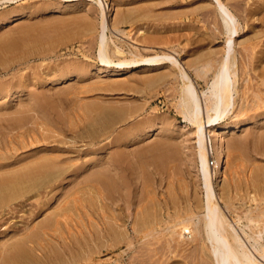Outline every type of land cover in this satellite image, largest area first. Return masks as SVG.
<instances>
[{
	"label": "rangeland",
	"instance_id": "374dc122",
	"mask_svg": "<svg viewBox=\"0 0 264 264\" xmlns=\"http://www.w3.org/2000/svg\"><path fill=\"white\" fill-rule=\"evenodd\" d=\"M102 1L103 17L107 21L109 27L107 31L109 33H106L110 46L109 50L110 48H113L114 45L120 47L123 51L125 50L123 55L115 56L116 54L109 53V57L112 60V63L109 65L101 63L98 57L97 46L100 36L99 24H101L102 11L100 12L97 5H94L87 0H14L11 3L7 2L0 4V86L4 87L9 85L10 87L15 86L17 88L19 86L21 89L18 94H12V89V92H9L8 97H4L5 99L0 97V148L3 152H5L6 145L8 144L7 135L8 132H10L6 126L9 122L12 124L10 119H13L16 114L18 115L19 111H22L21 113L23 116L26 115L25 117L30 114H34L36 117L38 116V120L41 119L40 121L43 123L41 129L44 132L47 131V134L42 130L40 132V129H36L35 133L38 134L39 132L38 136L36 134H32L34 136H30L31 133L29 136H27L28 134L25 135L24 141L26 140V143L23 142L24 144L21 143L22 139L20 140L19 138H16L13 140V144H8L9 149L13 152V156L11 159H7L9 161L11 160L10 162L13 161V163H15V161H18L17 163H19L27 159V156L30 158V155H40V153L42 154L47 150L50 151L54 147L59 151V153L64 152L65 155L63 158H68L69 163L71 165L74 164V170H77H75V175H73L74 177L71 178V176H68L70 178L67 179V177L66 181L64 179V181H59V183L61 182L60 184L57 183L60 186V190L58 189L56 192L57 195L48 194L46 193L48 190L42 189V191L40 189L39 193L34 196L27 195L28 197L22 198L23 201L22 199H19L10 205L9 203L8 205H0V252L5 250V244L11 245V243H14L20 234L24 232L25 228L26 231L30 226L44 220L45 218L51 217L53 215V207L61 203L60 200L66 197L65 193L66 195L71 194L77 189L79 183L82 185V183L86 180L99 174L106 175L108 173L106 176L116 182L115 186L118 187V189L115 193H113V195H115L114 197L118 195L117 192L121 193L123 191L122 189L120 192L121 181L119 179H122V182H126L127 185L129 184L128 187L130 186V188H128L126 190L127 192H125V194L129 197L127 199V196L123 197L124 200L123 198H121L122 200L117 198L114 204H112L114 210L117 207H120L118 205H121L123 213L127 210L126 200L135 202L136 199H138L141 189L140 187H142L143 181L148 180L149 183L151 182V189L154 188L152 191H154V193H158L154 194L155 198H168L170 196V191L172 194L174 193L173 190L176 188V192L179 197H181V195L184 197L185 194L190 198L192 196L191 202H193L194 205H197V199H195V197H200L198 196L200 195V191H197L198 182H196L197 169L193 142L194 128H192L193 126L189 124L180 113H178V109L175 107L178 80L169 76L168 78H165V80L169 82H166L165 80V82L163 80H155V82L152 83L150 82L154 81L152 79L158 77L160 74H169L172 71V69H170L172 67L171 63L164 62L163 64L162 62V65L153 66L150 63L139 62L121 67L117 66L116 63L123 59L139 60V58H147V56L149 57L150 55L152 56L155 54H170L183 64L184 67H188L189 75L195 83L198 92H200L201 90L206 89V84L211 78L212 73L207 67H217L223 53L225 34L223 28L221 27V21L218 20L219 17L216 15L214 6L210 0ZM225 2L237 15L240 20L239 23L242 27V35L236 38V44L238 45V43L243 42V40L246 39L244 44L248 46V49L244 51L242 47L240 48V46L237 47L236 45V50L238 52V67H240L239 84L237 83L239 95H234V109L236 110V113H229L226 117L227 119H225L222 125L226 123L233 125V122L234 124H236V122H238V124H242L241 122L244 121L247 123L246 125L241 126L240 129H237L235 133H230L225 136L224 145L226 153L224 161L226 165H224L223 169L224 174L223 178H221L222 182L221 184L218 183L221 186L217 185L216 190L221 197H224V199L228 198V196H232L230 197L234 203L232 208L230 207V211H227L226 208H224L227 213H229L228 215L230 217L235 214L244 217V214L248 209H253L251 214L257 213L258 211H264V181L255 177V175H257L256 173H260V170H264V104L261 103V101H254V103L252 101V89L256 93L264 96V85H261L264 75L262 77V74L260 73V69L264 68V0H225ZM66 6L67 8L65 9ZM19 13L23 16L18 20H14L10 23H3L6 19L12 18ZM123 14H128L130 16L128 19L122 21V18L120 19V17H122ZM144 15L145 17H143ZM1 20H3V22H1ZM86 24L91 25L92 28L87 31L84 30L86 29L84 28ZM114 26H117L122 33L117 32L114 29ZM89 32L90 34H88ZM127 32H129V35ZM23 41L26 44L23 43ZM30 41L31 43H29ZM6 43L8 45H13V47L7 48ZM110 51L112 52V49ZM139 54L141 56H139ZM110 55H112V58ZM68 66L69 68H67ZM71 67L72 72H70ZM78 67H81L82 69L79 70L80 68L78 69ZM199 67L204 68L200 70ZM250 67H254V69H250ZM64 70L68 71H65L66 73L64 74ZM58 71L61 74H59ZM54 73L59 76H56V74L54 75ZM61 77L63 79H61ZM66 77L67 80H65ZM243 78L246 79L243 80ZM142 89L145 92H143ZM245 92L248 94L246 93L244 99L243 94ZM239 99L241 101L243 100V103H240ZM201 100L203 104L204 102L202 97ZM245 101L248 102L246 109L247 112L244 111L243 113H239L238 110L240 105L242 106L245 104ZM262 104L263 106L261 107ZM101 106L106 109L108 108L110 113H113V115L119 114L116 115L117 117H113L114 121L113 119L111 121H107L108 125L105 121V124H103L102 120L99 121V119H102V115L99 112V109L102 108ZM138 108H140V111ZM27 110H29V112H26ZM123 110H126L127 113L126 111L123 112ZM32 111L35 112L32 113ZM130 111L135 112V114ZM136 111L139 113L137 114ZM125 113L127 120L126 118L123 120ZM128 113L131 115H128ZM261 113H263V115ZM121 114H124V116L122 117ZM2 115L4 116L2 117ZM130 116L133 118L136 117L137 119H133ZM142 118L145 119L140 122V119ZM94 119H96V121ZM132 119L134 122L136 121L135 126L134 122L131 121ZM129 122L133 125L130 126ZM137 122H140L139 124L143 126L141 127L140 125L138 128ZM145 123L146 125L144 127ZM149 124H151V126H149ZM89 127L92 129V132ZM131 127L134 129L131 130ZM135 128H138L140 131ZM145 128H152V132L149 136L143 138L141 141L135 139L132 141L133 144L130 142L131 144L124 147L122 141L128 138L130 133L133 132L134 134H140L145 131ZM161 129L162 131L157 132ZM126 130L128 131L126 132ZM77 131L79 133H77ZM123 131L127 134V137L125 134H121ZM15 132L16 131H14L13 134ZM81 133H83V135H81ZM36 136L37 141L34 143ZM41 137L43 141L41 140ZM62 138L64 142L72 140L73 145H70L69 143L68 145H58V143L63 142ZM113 138L116 139L117 142ZM30 139H34V141H31L28 145ZM55 146H59L60 148L62 147V150L60 148H56ZM12 154L8 153L4 156L10 157ZM14 155L16 157H14ZM115 156L118 158V162L116 159L114 162ZM21 157L22 159H20ZM17 158L19 160H17ZM93 158H95V160ZM107 158L109 159L107 160ZM125 159L129 160L127 161ZM4 162V159L0 160V165ZM113 162L117 163L114 165ZM6 163L9 162L6 161ZM80 166H82L81 169L79 168ZM0 173L2 174L3 172ZM88 175H90V177ZM171 180L174 181V183H171ZM169 182L171 186L167 184ZM71 189L73 191L70 192ZM232 191H234V193ZM255 192L257 196H259V199L257 198L254 202L249 200V198L252 194H255ZM122 193H124V191ZM259 194H261L262 197ZM78 195L81 199L86 197V195L84 196V192L81 190L76 193V196ZM163 195L165 196L163 197ZM71 198L72 196L69 197V199ZM133 198H135V200ZM242 198H244V201ZM121 202L122 204H119ZM258 203H261L259 204L260 206ZM222 206L224 207L223 203ZM84 216L85 215H83L82 219H84L83 222H85V224L77 226V228L82 231V234L77 232V228L75 227L76 223L71 221L68 222V227L64 225L61 226V230L58 232L60 234L55 233L51 240H49L50 242H48L47 245L45 244V251L42 250L41 252L42 262H44L43 264L51 263V261L54 260L57 261V256L55 257V254L53 255L52 251L55 252L56 255L60 253L64 259H66L69 255H75V253L79 254L81 246L83 247L89 245L87 243L89 240L84 238L88 237L87 230L89 228L88 218ZM129 221L130 219L127 222L128 226L130 225ZM85 226H87V229ZM252 229L256 230L255 228ZM14 234H16L14 236L15 238L12 236ZM55 239L57 242L54 241ZM4 242L6 243L3 244ZM78 242H80L81 245H78ZM262 243L264 244V241ZM130 253L133 254L129 256ZM140 256L141 253H139L138 250L128 251V253L125 252L122 255L123 258H117L118 260H115L116 258L113 256L110 264H128L130 260L140 259ZM157 256L154 258H158ZM54 257L56 259H54ZM104 257L105 252L100 255V259L104 260L106 257L108 258V255H106L105 258ZM181 259L182 258L178 257V261L180 262L179 264H195L196 261V264H211L209 259L200 256V253H192V255L188 258H185L184 260Z\"/></svg>",
	"mask_w": 264,
	"mask_h": 264
},
{
	"label": "bare ground",
	"instance_id": "6f19581e",
	"mask_svg": "<svg viewBox=\"0 0 264 264\" xmlns=\"http://www.w3.org/2000/svg\"><path fill=\"white\" fill-rule=\"evenodd\" d=\"M13 1L14 0H0V4L1 3L2 4L7 3V2L11 3ZM87 1L91 2L94 5H97L100 12L102 11V9H103V6H102L103 1L102 0H87ZM210 2H212L213 6H214L215 13L219 17V19L218 18L217 19L219 21H221L222 26L221 25L220 26L223 28V31L225 34V43H224V47H223V53H222V56L220 57V60L217 64V67H207V68H209V71H211L212 74H211V78H210L209 82L206 84L207 87L205 90H201L200 92H198V90L195 86V83L193 82V80L191 79V77L189 75L188 67H184L183 64H181L175 57H173L172 55L167 54V53H162L161 55L160 54L159 55L155 54L152 56L150 55L149 57L147 56V58L142 57V58H139V60L137 59L138 61L135 59L134 60L123 59V60H120L119 62L116 63V65L119 67L124 66V65L136 64L139 62L150 63L153 66L154 65L157 66L160 64L162 65V62H163V64H164V62L165 63L166 62L171 63L172 67L170 69H172V71L170 70L171 72L169 74H165V75L160 74L161 76L158 75V77L152 79L154 81H150V82L151 83L155 82V80H157V81L163 80L164 81L165 78H168L169 76L173 77V79L178 80V83H177L178 87L176 86L177 87V90H176L177 91V100H176V106L175 107H177L178 113H180L183 116V118L189 124H191L193 126L192 128H194V130H193L194 141L193 142H194V156H195L196 169H197V181L196 182H198L197 191L198 190L200 191V195L196 194L200 197H195V199H197V205H194L193 202H191L192 196L190 198L189 196H187L185 194L184 197H182L183 195H181V197H179L178 193L176 192V188H175V190H173V192L174 193L176 192V193L171 194V191H170V196L168 195L169 196L168 198H163V199L155 198L154 194H156L157 192L154 193V191H152L154 188L151 189V182L149 183L148 182L149 180H148V181H143L142 187H140L141 189H140L138 199H136L135 202H131L129 200H126V203H127L126 209L127 210L124 209L125 213H123L122 212L123 209H121V205H118L120 207L119 208L117 207L114 210L113 209L114 207L112 206V204H114V202L117 200V198L121 199V198L127 196L125 194V192H127L126 190L128 188H130V186L128 187L129 184L127 185L126 182H122V179H119L121 181L120 182V185H121L120 192L123 189L124 193H122L123 191L121 193L117 192L118 195L116 197H114L115 195H113V193H115V191L118 189V187L115 186L116 182L114 180H112L110 177L106 176L108 173L106 175L105 174H99V175L95 174L96 176L86 180L85 182H83L84 184L82 183V185H81V183H79V185L77 184L78 187L76 185H74L75 187H77V189L74 190L72 188L74 191L71 189L70 192L73 191L71 194L66 195V193H65L66 197H64V198L62 197L63 199L60 200L61 203H59V204L57 203L58 205L53 207V215L51 217L45 218L44 220L39 221L38 223H36L32 226H30L31 225L30 224L29 225L30 227L29 228L27 227L28 229L26 231H25V229H26L25 228L24 232H22V231H21L22 233L20 232L21 234L18 237V239L15 240L14 243H11V245H6L5 243L7 241L4 242L3 244H5L4 245L5 250L0 252V264H43L44 262H42V258H41L42 253L41 252H42V250L45 251L44 250L45 244L47 245V243L50 242L49 240H51L52 236L61 230V226L64 225V226L68 227L69 226L68 222H71V221L75 222L76 228L78 225L80 226L82 224H85V222H83L84 219H82L83 215H85L88 218L89 228L87 230L88 231L87 233H88L89 238L84 237V235H83V237L86 238V240L87 239L89 240V242L87 241V243L89 245L83 246V247L81 246V248L79 249L80 250L79 254L75 253V255H69V257L66 259H64V257L60 253H58L56 255V253L53 252L51 249L53 255L55 254V257L57 256V259L54 257V259H56L57 261L54 260L48 264H110L112 259H113V256H115V258H116L115 260H118L117 258H121L125 252L128 253V251L130 252V251H135V250H138V252L141 253L140 259L130 260L128 264H179L180 262L178 261V257L182 258L184 260L185 258H188L189 256H191L192 253H195V254L200 253V256H202L206 259H209L211 264H264V244L262 243L264 241L263 240V237H264V211H258L257 213L251 214V211L253 209L252 210L248 209L249 208L248 207L247 212L245 211L246 213L244 214V217L236 215V214L233 215L232 217H230L228 215L229 213H227V211H230V207L232 208V206L234 204L233 201L231 200L232 198H230L232 196L227 195L228 198L224 199V197H221V195H219L217 193V190H216L217 185H220L222 182L221 178H223V174H224L223 169H224V165H226L225 161H224L225 153H226L225 152V145H224L225 136L230 134V133H235L237 131V129H240L241 126L246 125L247 122L246 121H244V122L240 121L242 124H238V122H236V124H234V122H233V125L227 124V123L222 125L223 122L225 121V119H227L226 117L229 115V113H231V114L236 113V110L234 109V104H235L234 103V95L238 94L237 83L239 81V76H240L239 75L240 67H238V52L236 50V45H237L236 44L237 43L236 38H238V37H240V35H242L241 34L242 27H241V24L239 23L240 20L238 19L237 15L230 9V7L227 5L225 0H210ZM66 8H67V6L65 7V9ZM68 8H70V7H68ZM91 11H93V10H91ZM22 16L23 15L21 13H19V14H16L15 16H13L12 18L6 19L4 22H3V20H1V22L10 23L14 20L15 21L18 20ZM129 16L130 15H128V14H125V15L123 14L122 17H120V16L119 17H120V19L122 18L121 19L122 21H124V20L128 19ZM143 17H145V15ZM6 18H7V16H6ZM79 22H81V21H79ZM99 25H100V34H99L100 36H99V42H98V46H97L98 47V57H99V60L101 63H103L105 65H109L112 63V60L109 57V53L116 54L115 56L123 55L125 50L123 51L120 47H118L116 45H114L113 48H110V50L112 49V52L109 50L110 46L108 43V36L106 34V33H109V32H107L109 27H108L107 21L103 17V11L101 12V24H99ZM84 28H86L84 30L87 31V30H90L92 27H91V25L86 24ZM114 29L117 32L122 33L121 30L117 26H114ZM88 34H90V32ZM91 34H92V32H91ZM127 34L129 35V32H127ZM28 35H30V34H28ZM22 38H23V36H22ZM240 39H242V38H240ZM245 40H243V42L238 43V45H237V47L238 46H240V48L242 47V49H244V51L248 49V46H246L244 44L246 42ZM253 40H255V39H253ZM253 40H251V41H253ZM26 42H28V41H26ZM23 43H25V42L23 41ZM29 43H31V41ZM249 43H250V41H249ZM250 45H252V44H250ZM12 47H13V45L7 44V48H12ZM34 48H35V46H34ZM10 52H11V50H10ZM37 53H38V51H37ZM41 53H43V52H41ZM110 56L112 58V55H110ZM139 56H141V55L139 54ZM113 57H114V55H113ZM262 58H263V56H262ZM207 64H206V66H207ZM67 68H69V66ZM199 68H200V70H202V68H204V67H199ZM78 69L81 70L82 68L78 67ZM250 69H254V67H250ZM245 70H246V68H245ZM59 71H61V70H59ZM59 71H58V73H59ZM65 71L66 70L63 71L64 74L68 70L66 72ZM70 72H72V67H71ZM260 73L262 74V77H263L264 68L260 69ZM55 74L56 73H54V75ZM59 74H61V73H59ZM75 74H78V73H75ZM68 75H69V73H68ZM56 76H59V75L56 74ZM247 77H249V76H247ZM61 79H63V78L61 77ZM244 79H246V78H243V80ZM65 80H67V77ZM243 80H241V81H243ZM51 81H53V80H51ZM54 81H56V80H54ZM166 82H169V81H166ZM52 83H54V82H52ZM261 85H264V79L261 81ZM245 87H247V86H245ZM12 89H13L12 94H15V93L18 94V93H20V90H21L19 88V86H18V88L15 86L10 87L9 85L8 86L6 85L4 87L0 86V97L1 98L8 97L9 92ZM92 90H93V88H92ZM247 90H250V89H247ZM142 91H143V89H142ZM143 92H145V91H143ZM247 92H245L243 94V98L245 97ZM239 93H240V91H239ZM262 93H263V91H262ZM38 96H40V95H38ZM32 97H33V95H32ZM201 97L203 98L204 106L202 104ZM37 99H36V101H37ZM239 101L241 103L243 100L241 101L239 99ZM247 101H245L246 103L243 104L242 106L240 105V108L238 110L239 113H243L244 111H246L247 104H248ZM252 101H253V103H254V101L255 102L261 101V103L264 104V96H262L259 93H256L252 89ZM0 102H1V100H0ZM20 103H22V102H20ZM34 103L36 104L35 101H34ZM38 103H39V101H38ZM263 104L261 105V107L263 106ZM5 105H6V103H5ZM90 107H91V105H90ZM132 107H134V106H132ZM139 109L140 108H138V110ZM38 110H39V108H38ZM99 110H100L99 112L102 115L101 116L102 119H99V121L102 120L103 124H105L104 121L107 124L108 123L107 121H111L113 119V117H115L116 115H119V114L113 115V113H110V110H108V108L106 109V108L102 107ZM112 110H115V109H112ZM203 110L205 112V116H204ZM41 111H42V109H41ZM125 111L126 110H123V112H125ZM137 111H136V113H137ZM21 112L22 111H19L18 115L15 113L16 116L13 119H10L12 124L9 122L6 126V128H8L10 131V132H8V135H7L8 144H13V140H15L16 138H19L20 140L22 139L21 143H23V142L26 143V140L24 141L25 135L28 134L27 136H29V134L31 133L30 136H34L35 134L38 136L39 132L37 134V133H35V130L40 129V132L42 130L41 128L43 126V123H42V121H40L41 119L40 120L37 119L38 116L36 117L34 114H30L32 116L28 115L27 117H25L26 115L23 116ZM26 112H29V110H27ZM33 112H35V111H32V113ZM23 113H24V111H23ZM126 113H127V111H126ZM126 113H125V117L123 118V120L126 118ZM131 113L135 114V112H131ZM261 114L263 115V113H261ZM128 115H131V114L128 113ZM128 115H127V117H128ZM3 116L4 115H2V117ZM123 116H124V114L122 115V117ZM132 116H134V115H132ZM132 116H130V117H132ZM237 116H238V114H237ZM253 116H258V115H253ZM134 118H136V117H134ZM249 118H251V117H249ZM89 119H90V117H89ZM133 119L131 121H133ZM144 119L143 118L140 119V122H142L141 120H144ZM94 120L96 121V119H94ZM126 120H127V118H126ZM113 121H114V119H113ZM135 122H134V126H135ZM140 122H137L138 128L141 125V124H139ZM157 122H158V120H157ZM254 122H256V121H254ZM116 123H118V122H116ZM125 123H126V121H125ZM130 123L131 122H129L130 126L133 125L132 123L131 124ZM143 123H144V121H143ZM146 123L144 124V127H145ZM142 126L143 125H141V127ZM149 126H151V124H149ZM126 127H128V126H126ZM138 128H135V129H138ZM154 128H157V127H154ZM133 129L134 128L131 127V130H133ZM151 129L145 128V131L140 133V134H134L131 131L133 134L130 133L128 138L125 139V137H124L125 140L122 141L124 144V147L128 144H131L132 141L135 139L141 141L143 138L149 136L152 132ZM158 129H160V128H158ZM46 130H47V127H46ZM14 131H16V132L13 134ZM127 131L128 130H126V132ZM160 131H162V129L158 130L157 132H160ZM46 132H44V133H46ZM88 132H89V130H88ZM91 132H92V129H91ZM135 132H136V130H135ZM77 133H79V132L77 131ZM84 133L86 134L85 131H84ZM116 133H117V131H116ZM32 134H34V135H32ZM121 134H123V135L125 134L127 137V134L124 133V131ZM81 135H83V133H81ZM37 136L35 137V141H34V139L33 140L30 139V141L28 142V145L30 144L31 141L32 142L34 141V143H35L37 141ZM40 136H41V134H40ZM31 138H33V137H31ZM106 138H107V136H106ZM108 138H109V136H108ZM55 139H57V138H55ZM68 139H71V138H68ZM41 140L43 141L42 137H41ZM62 140H63V138H62ZM114 140L116 141V139H114ZM38 141H39V138H38ZM5 143H6V141H5ZM68 143L70 145L71 144L73 145L72 140H69V141L67 140L65 142L63 140V142L58 143V145L59 144L61 146L62 145H68ZM7 145L5 148V152H3V150H1V148H0V160H3V159L5 160V162L0 165V172H3L2 174L0 173V205H4V204L8 205V203L10 205L11 203H13L19 199L21 200L22 198H26L29 195L34 196L35 194L39 193L40 189L41 190L42 189L48 190V192H46L48 194H51V195L56 194L57 195L56 192L58 191V189L60 190V186L57 183H59V181H62V180L64 181V179L66 181V178L68 176H71V178H72V177H74L73 175H75L76 169L74 170V167H73L74 164L72 163L73 165H71L69 163L68 158H66V159H64L65 157L63 158V156L65 155L64 152L59 153V151L57 149H55L54 147H53L54 150L52 148V150H50V151L47 150L46 152H44L42 154L40 153V155H38V154L35 156L30 155L31 156L30 158H28L29 156L26 155L27 159H25L24 161H21L19 163H17L18 161H15V163H13V161L10 162L11 160L10 161L8 160V159L12 158L13 152H11V149H9V145L8 146ZM11 147H13V146H11ZM56 148H60V147L58 146ZM60 149L62 150V147ZM231 149H232V147H231ZM125 151H126V149H125ZM8 153L12 154V155H10V157H5L4 155H6ZM107 154L109 155L108 152H107ZM88 156H89V153H88ZM14 157H16V156L14 155ZM22 157L20 159H22ZM14 159H16V158H14ZM93 159L95 160V158H93ZM108 159L109 158H107V160ZM115 159L117 161L118 158L115 156L114 162H115ZM131 159H132V156H131ZM17 160H19V159L17 158ZM125 160L128 161L129 159H125ZM211 160H212V165L210 163ZM6 161L9 163H6ZM91 162H92V160H91ZM241 162H242V160H241ZM87 163H89V162H87ZM116 163H114V165ZM128 163H130V162H128ZM87 165H89V164H87ZM93 165H94V163H93ZM91 166H92V164H91ZM81 167L82 166H80L79 168L81 169ZM135 167H136V165H135ZM230 171H232V170H230ZM256 174H257V175H255L256 178L264 181V170H260V173H256ZM88 176L90 177V175H88ZM234 176H236V175H234ZM255 177H253V178H255ZM69 178L70 177H68L67 179H69ZM138 181H139V178H138ZM138 181H137V183H138ZM170 182L174 183V181H172V180ZM170 182L167 184H169L171 186ZM180 183H182V182H180ZM218 183H220V184H218ZM195 186H196V184H195ZM61 188H62V186H61ZM186 188H187V186H186ZM171 189H172V187H171ZM80 190L84 192V196L86 195V197H84V198L82 197L83 199H81V197H79V195L76 196V193ZM228 190H230V189H228ZM232 192L234 193V191H232ZM160 195H161V193H160ZM259 195H261V194H259ZM71 196H72V198L69 199V197H71ZM164 196L165 195H163V197ZM256 196H257V194L255 192V194H252L250 196L249 200L255 202L257 200V198L259 199V196H257V197ZM128 197L129 196H127L126 199ZM161 197H162V195H161ZM261 197H262V195H261ZM133 199L135 200V198H133ZM233 199H234V197H233ZM243 199L244 198H242V200ZM123 200H124V198H123ZM22 201H23V199H22ZM123 202H125V201H123ZM29 203H31V202H29ZM222 203L224 204V207L222 206ZM119 204H122V202ZM259 204H261V203H258V205ZM258 205H256V206H258ZM1 207H3V206H1ZM6 208H7V206H6ZM131 208H132V210H131ZM224 208H226L227 211ZM236 210H238V209H236ZM126 211H127V214H126ZM234 213H236V212H234ZM248 213H249V215H248ZM129 219H130V221H129L130 222V225H129L130 229H129V226L127 223ZM85 228L87 229V226H85ZM252 228H255L256 230H253ZM64 229H66V228H64ZM77 232L81 233L82 231L77 228ZM58 234H60V233H58ZM15 235L16 234L12 235L13 238H15L14 237ZM58 237H60V236H58ZM54 241L57 242L56 239ZM67 241H69V240H67ZM78 245H81V243L78 242ZM70 246H72V245H70ZM49 247H50V245H49ZM77 248H78V246H77ZM66 250H68V249H66ZM104 252H105V257H106V255H108V258L106 257V259L101 260L100 255L103 254ZM64 254H66V253H64ZM131 254H133V253H130L129 256ZM135 254H137V253H135ZM44 255H45V253H44ZM49 256L51 257L50 254H49ZM155 256H157L158 258L155 259L154 258ZM137 258H138V256H137ZM44 261H46V260H44ZM121 262H122V260H121ZM126 262H128V261H126ZM185 262H186V260H185ZM196 262H195V264H196Z\"/></svg>",
	"mask_w": 264,
	"mask_h": 264
},
{
	"label": "built area",
	"instance_id": "2783aa9c",
	"mask_svg": "<svg viewBox=\"0 0 264 264\" xmlns=\"http://www.w3.org/2000/svg\"><path fill=\"white\" fill-rule=\"evenodd\" d=\"M210 163H211V165H212V160H211V162H210Z\"/></svg>",
	"mask_w": 264,
	"mask_h": 264
}]
</instances>
